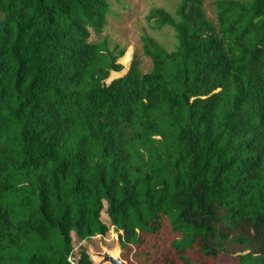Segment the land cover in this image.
Returning <instances> with one entry per match:
<instances>
[{"label":"trees","instance_id":"obj_1","mask_svg":"<svg viewBox=\"0 0 264 264\" xmlns=\"http://www.w3.org/2000/svg\"><path fill=\"white\" fill-rule=\"evenodd\" d=\"M112 3L0 0V264H91L73 233L111 227L130 264H264V0L153 6L174 41L106 84Z\"/></svg>","mask_w":264,"mask_h":264},{"label":"rangeland","instance_id":"obj_2","mask_svg":"<svg viewBox=\"0 0 264 264\" xmlns=\"http://www.w3.org/2000/svg\"><path fill=\"white\" fill-rule=\"evenodd\" d=\"M215 0H206L209 13L211 9H215ZM177 0H123L115 1L111 4V12L107 16V22L101 33H96L91 30V42H107L110 47L119 44L126 48L125 54L119 58L118 62L122 64L121 71H111L110 77L105 80L106 84H110L113 80L124 76L129 68L133 58V54L138 52L142 58V71L148 72L152 67V62L149 57L143 54L141 37L147 32L157 38L163 45L170 47L174 41L173 31L165 27L157 29L150 27L147 15L153 6H162L167 9H174ZM107 204L102 211L103 222L110 224L109 217L106 213ZM122 231H116L111 227L107 235H97L89 241L80 242L73 233L74 251L71 259L76 260L80 256L81 250H87L92 244L97 249L101 244L111 248L115 246L116 238ZM130 263V262H129Z\"/></svg>","mask_w":264,"mask_h":264},{"label":"water","instance_id":"obj_3","mask_svg":"<svg viewBox=\"0 0 264 264\" xmlns=\"http://www.w3.org/2000/svg\"><path fill=\"white\" fill-rule=\"evenodd\" d=\"M86 253L89 256L92 264H130L128 260L123 258L122 253L123 249L118 238H116V243L114 247H107L101 244V251H97L95 247L90 244ZM79 258H76V261H79Z\"/></svg>","mask_w":264,"mask_h":264},{"label":"flooded vegetation","instance_id":"obj_4","mask_svg":"<svg viewBox=\"0 0 264 264\" xmlns=\"http://www.w3.org/2000/svg\"><path fill=\"white\" fill-rule=\"evenodd\" d=\"M97 251H101V243H100V245H99V247L96 249ZM80 259V258H79ZM91 264H92V262H91Z\"/></svg>","mask_w":264,"mask_h":264}]
</instances>
